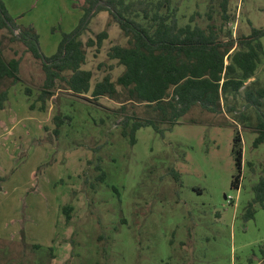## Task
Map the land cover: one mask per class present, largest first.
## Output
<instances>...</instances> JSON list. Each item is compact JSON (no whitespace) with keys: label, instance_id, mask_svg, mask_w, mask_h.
Returning <instances> with one entry per match:
<instances>
[{"label":"rangeland","instance_id":"374dc122","mask_svg":"<svg viewBox=\"0 0 264 264\" xmlns=\"http://www.w3.org/2000/svg\"><path fill=\"white\" fill-rule=\"evenodd\" d=\"M1 1L17 28L34 30L45 58L83 17L77 0ZM174 1L182 22L196 13L200 25L221 22L223 0ZM227 12L232 38L264 29V0H227ZM103 31L108 37L99 51L85 47L82 68L92 72V85L123 70L106 58L109 47L125 44L106 12L90 18L79 39ZM18 32L0 30L3 57L20 61V81L0 82L7 90L0 111V264H264V210L256 205L252 219L242 217L252 186L264 177V142L253 147L264 94L257 108L246 106L244 89L229 98L233 112L194 107L163 134L140 128L131 145L120 135L126 111L114 100L76 97L57 85L38 110L44 74ZM259 43L263 54L245 83L253 92L264 91V37ZM131 113L154 117L141 106L128 107ZM57 114L67 119L55 135ZM236 131L244 160L238 190L230 188ZM64 206L72 208L69 221Z\"/></svg>","mask_w":264,"mask_h":264},{"label":"trees","instance_id":"16d2710c","mask_svg":"<svg viewBox=\"0 0 264 264\" xmlns=\"http://www.w3.org/2000/svg\"><path fill=\"white\" fill-rule=\"evenodd\" d=\"M76 7L83 11V17L75 30L63 36L56 53L45 58L38 46V37L32 28L19 29L7 15L0 0V30H19L15 36L26 51L41 64L44 81L36 101L38 110H45V102L54 94L57 85L76 97L89 95L97 100L102 97L119 103V111L126 114L119 123L120 135L135 143V133L144 127H151L163 134L174 123L184 117L194 107L220 114L223 108L228 112L229 98H235L245 91L246 106L259 107L264 91H252L245 83L253 79L257 64L263 54L259 43L264 37V29L251 28L249 35L232 38V31L226 28L229 15L227 0L220 4L221 22L200 25L195 20L199 14H192L187 22L179 14L178 3L174 0H77ZM106 12L110 22L117 25L124 45H113L106 52L109 61H115L123 68L113 80L106 73L92 85V72L83 69L86 60L85 47H96L99 51L102 41L108 37L106 31L99 33L95 40L83 43L80 31L85 29L88 20L99 12ZM223 36V39L221 38ZM19 59L6 60L0 51V82H19ZM100 66V65H99ZM111 68V67H109ZM27 95L31 94L25 88ZM7 101V90H0V111ZM141 106L154 117L139 118L135 113L127 114L128 107ZM35 104L31 105L34 109ZM65 116L57 114L53 118L58 135ZM166 124L167 128L161 126ZM256 138L253 147L264 142V114H257ZM236 174L230 188L238 190L244 166L242 138L235 132L232 139ZM100 160L96 159L94 169L100 172L98 181L104 179ZM177 178L178 175L173 172ZM252 200L244 207V220L252 219L255 207L264 210V177L260 176L252 186ZM71 206L62 207L65 220L69 221Z\"/></svg>","mask_w":264,"mask_h":264}]
</instances>
